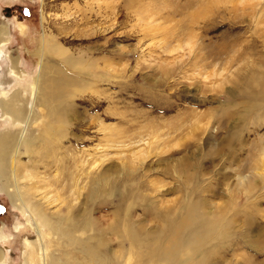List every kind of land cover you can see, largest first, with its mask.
Returning a JSON list of instances; mask_svg holds the SVG:
<instances>
[{
  "label": "bare ground",
  "instance_id": "6f19581e",
  "mask_svg": "<svg viewBox=\"0 0 264 264\" xmlns=\"http://www.w3.org/2000/svg\"><path fill=\"white\" fill-rule=\"evenodd\" d=\"M106 31H89V43L100 33L104 35L100 40L108 44ZM42 37L35 52L39 69L32 77L20 69L23 61L7 57L11 41L0 29V69L1 60H11L4 72L0 70V119L8 125L0 131V193H8L28 231L35 233L24 239V264H238L236 254L245 264H264L257 261L264 256V231L250 245L253 221L248 217L257 210L250 203L257 196V184L264 189V169L256 167L261 180L257 184L239 177L235 188L228 190L229 200L208 206L199 167V159L208 155L196 148L183 157L172 154L152 164L147 161L168 152L161 138L166 130L177 134L187 124L164 126L150 120L157 95L148 102L153 104L152 113L131 111L135 96L121 85L119 94L111 91L115 87L111 59H98L96 48L86 45L76 54L69 45L72 41L45 31ZM87 94L84 99L91 110L104 109L101 122L93 124L103 132L102 137L92 135L99 141L97 147L108 150L147 134L153 141L145 152L118 163L99 149L79 150L78 142L90 140L84 139L90 126L81 137L73 131L77 101ZM255 99L252 109L263 110L264 91ZM176 107L167 110L168 115L176 117ZM114 119L124 129L107 124ZM235 135L229 134V147ZM106 162L111 163L103 167ZM161 176L169 177L173 187L167 188ZM21 229L23 221L14 231ZM9 238L2 232L0 241ZM10 262L11 256L0 250V264Z\"/></svg>",
  "mask_w": 264,
  "mask_h": 264
},
{
  "label": "rangeland",
  "instance_id": "374dc122",
  "mask_svg": "<svg viewBox=\"0 0 264 264\" xmlns=\"http://www.w3.org/2000/svg\"><path fill=\"white\" fill-rule=\"evenodd\" d=\"M0 29L6 30L11 41L7 57L23 61L20 69L32 77L39 69L35 52L45 31L72 41L69 45L76 54L88 45L96 48L98 59L109 57L115 81L111 91L121 92L120 85L124 92L130 91L135 96L131 111L152 113L153 104L148 102L154 101L151 95L159 96L150 120L164 126L187 125L177 134L166 130L161 138L167 142L168 152L161 158L151 156L148 164L172 154L183 157L197 149V153L208 155L203 159L197 156L204 173L200 175L204 181L201 187L208 189V206L218 207L229 200L228 190L235 188L239 177L256 184L261 181L256 167L264 169V108L258 111L252 107L264 91V0H0ZM104 30L111 38L108 44L100 40L104 37L100 33L98 40L95 37L89 43V31ZM1 64L4 72L11 60H1ZM102 67L106 65L100 64ZM87 96L77 101L73 131L81 137L84 133L80 132L90 126L84 134V139L90 140L78 142L79 150L93 153L99 149L118 163L145 152L153 141L147 134L108 150L97 147L99 141L93 136L99 133L102 137L103 132L93 124L101 122L99 114L104 109L91 110L85 103ZM171 107H176V117L168 115ZM1 122L0 131L8 126ZM107 124L124 129L117 119ZM229 134H236L230 147ZM159 179L169 184L167 188L173 187L169 177ZM257 186V196L250 203L257 210L248 216L253 221L249 231L253 246L258 232L264 231V189L260 183ZM21 215L8 193H0V231L10 236L8 242L0 241V250L11 256L10 264H24V239L35 234L28 231ZM22 221L24 229L15 232V225ZM235 259L245 264L237 254ZM262 260L264 256L257 261Z\"/></svg>",
  "mask_w": 264,
  "mask_h": 264
}]
</instances>
